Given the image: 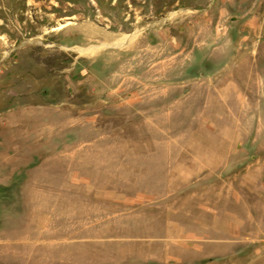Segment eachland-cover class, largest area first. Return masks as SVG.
Returning a JSON list of instances; mask_svg holds the SVG:
<instances>
[{
	"label": "rangeland",
	"instance_id": "obj_1",
	"mask_svg": "<svg viewBox=\"0 0 264 264\" xmlns=\"http://www.w3.org/2000/svg\"><path fill=\"white\" fill-rule=\"evenodd\" d=\"M0 264H264V0H0Z\"/></svg>",
	"mask_w": 264,
	"mask_h": 264
},
{
	"label": "bare ground",
	"instance_id": "obj_2",
	"mask_svg": "<svg viewBox=\"0 0 264 264\" xmlns=\"http://www.w3.org/2000/svg\"><path fill=\"white\" fill-rule=\"evenodd\" d=\"M111 44H113V46H116V47H122L125 45V43L122 40L114 41V39L111 41Z\"/></svg>",
	"mask_w": 264,
	"mask_h": 264
}]
</instances>
